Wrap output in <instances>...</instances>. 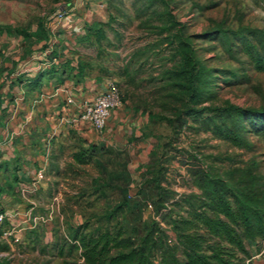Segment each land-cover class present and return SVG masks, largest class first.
Returning a JSON list of instances; mask_svg holds the SVG:
<instances>
[{
    "label": "rangeland",
    "instance_id": "1",
    "mask_svg": "<svg viewBox=\"0 0 264 264\" xmlns=\"http://www.w3.org/2000/svg\"><path fill=\"white\" fill-rule=\"evenodd\" d=\"M65 4L66 0H0V26L24 30L9 36L21 38L24 46L20 51L32 55L41 49L42 41L46 42L45 35L36 34L40 24L51 22V15L59 9L67 11ZM106 11L100 50L86 42L81 58L92 65L100 80L114 81L120 88L123 105L115 112L119 120L109 119L107 128L113 133L105 135L114 146L99 147L85 164L73 161V149L63 158H53L46 175L45 201H39L33 210L44 215L46 222L34 220L33 212L31 219H27L28 214L19 219L8 241L0 238L1 264H82L81 251L72 248L69 239L73 229L87 222L91 228L122 227L126 234L138 238L144 221L157 219L175 241L171 218L156 212L159 193L171 191L174 195L168 203H174L197 190L192 172L200 167L228 176L237 167L255 162L257 172L264 176V135L250 136L251 149L238 148L197 130L191 118L181 123L176 114L183 103L164 75L180 60L175 56V33L182 30L185 36L192 35L208 65L239 74L232 77V84L220 78L217 97L205 103L207 106L226 100L246 107L264 106V72L253 68L245 53L232 55L225 41L204 34L220 27L264 31V0H107ZM1 58L9 75L12 62ZM243 73L247 80L241 78ZM165 117L172 118L174 125ZM40 196L29 193L22 198L27 203L25 209L32 205L30 200L38 201ZM119 204L122 210L117 217L105 218ZM172 213L186 212L183 205L176 204ZM10 219L4 223V231L14 227ZM198 232L205 249L218 241L203 229ZM258 245L260 251L257 245L247 246L251 256L244 258L246 264H264V245Z\"/></svg>",
    "mask_w": 264,
    "mask_h": 264
},
{
    "label": "trees",
    "instance_id": "2",
    "mask_svg": "<svg viewBox=\"0 0 264 264\" xmlns=\"http://www.w3.org/2000/svg\"><path fill=\"white\" fill-rule=\"evenodd\" d=\"M104 24H94L81 41L100 50L105 35ZM47 27V23H41L37 36L43 34L49 39ZM4 29L8 33L17 31L19 35L25 32L12 27ZM204 34L225 41L232 55L245 53L252 67L264 72L263 30L243 28L233 31L220 27ZM175 37L178 40L175 56L180 60L164 75L177 89L175 97L183 103V108L176 114L177 120L188 123L191 118L193 124H197L194 127L197 130L210 132L238 148L251 149L253 142L250 136L264 135V106L246 107L229 100L207 106L205 103L214 102L217 97L221 86L218 80L222 78L225 83L232 84V77L239 74L208 65L199 55L192 35L185 36L180 30ZM242 75L241 78L247 80L248 75ZM2 102L0 94V107ZM165 118L174 125L172 118ZM99 147L105 148L93 145L82 149L76 158L81 163H89ZM200 168L192 172L197 190L183 195L174 203H168L170 196L174 195L171 191L166 195L161 192L155 202L156 212L171 218L175 241L170 240L162 222L157 219L144 221L143 233L138 238L126 234L122 227L111 229L100 225L91 228L87 222L73 229L69 239L72 248L81 251L82 264H246L244 258L251 256L247 246L257 245L260 251L258 244L264 245V176L257 172L255 162L237 167L228 176ZM176 204L184 206L185 215L178 213L173 216ZM120 210L122 205H116L105 218L117 217ZM201 229L218 240L207 249L203 248L202 236L198 232ZM238 253L244 256L240 257Z\"/></svg>",
    "mask_w": 264,
    "mask_h": 264
},
{
    "label": "crops",
    "instance_id": "3",
    "mask_svg": "<svg viewBox=\"0 0 264 264\" xmlns=\"http://www.w3.org/2000/svg\"><path fill=\"white\" fill-rule=\"evenodd\" d=\"M65 7L67 15L56 29L55 22L61 9L51 15V22L46 21L50 36L55 30L58 37V46L53 51H49V37L46 42L42 41L38 52L23 54L20 51L24 46L21 38L12 39L10 33L0 26V64L1 55L12 62L9 75V67L0 65V94L3 98L0 107V212L14 213L9 220L14 225L13 233L16 223L21 222L19 219L29 212L35 214L33 210L39 201H45L47 170L55 156L63 158L68 150L73 149V161L81 164L76 154L82 148L114 146L106 137L112 132L110 128L99 134L91 125L74 120L79 112L66 102L64 93L54 94L55 87L65 84L81 102L93 99L108 81L100 80L99 74L94 75L92 65L81 58V47L86 43L81 38L94 24L107 22V0H66ZM46 62L49 66L43 67ZM116 110L111 117L119 120ZM79 140L83 141L80 145ZM40 170L43 175L38 180ZM20 186L31 189L23 195L19 192ZM29 193L42 196L36 197L38 201L30 200L32 205L27 210V203L21 199L28 197ZM9 232L3 229L0 238L8 241ZM33 232H37L36 229Z\"/></svg>",
    "mask_w": 264,
    "mask_h": 264
},
{
    "label": "built area",
    "instance_id": "4",
    "mask_svg": "<svg viewBox=\"0 0 264 264\" xmlns=\"http://www.w3.org/2000/svg\"><path fill=\"white\" fill-rule=\"evenodd\" d=\"M67 15V11H60L57 14V19L55 22V29L58 27L62 19ZM58 41L57 33L55 30L52 33V37L50 39V47L49 51H53L56 42ZM49 66V62L43 64V67ZM64 93L66 97V102L72 107L75 108L79 112V116L74 119L80 122H84L86 124L91 125L92 129L99 134H103L106 128L108 127L109 119L112 115L114 109H118L122 107L123 100L120 88L118 84L114 81H107L104 83L102 90L98 95H96L93 99H85L84 101H77L72 94V88L68 85H59L55 87L54 94ZM43 170H40L38 173V180L42 177ZM31 188L27 186H20V193L25 195L30 191ZM35 189V185H34ZM152 208L153 205L149 204ZM27 219H31V212L27 213ZM26 214V215H27ZM14 215L10 211L0 212V232L3 231L4 223L7 219L12 218ZM34 220H46L44 216H35ZM13 233V229L9 232L11 235Z\"/></svg>",
    "mask_w": 264,
    "mask_h": 264
}]
</instances>
